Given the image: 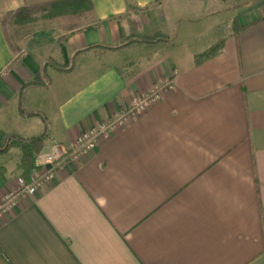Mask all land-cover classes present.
Returning a JSON list of instances; mask_svg holds the SVG:
<instances>
[{"label":"crops","instance_id":"crops-1","mask_svg":"<svg viewBox=\"0 0 264 264\" xmlns=\"http://www.w3.org/2000/svg\"><path fill=\"white\" fill-rule=\"evenodd\" d=\"M56 1L0 0V200L41 172L17 140L68 150L172 87L18 200L0 264H264V0H88L48 47L10 43L2 17Z\"/></svg>","mask_w":264,"mask_h":264},{"label":"built area","instance_id":"built-area-1","mask_svg":"<svg viewBox=\"0 0 264 264\" xmlns=\"http://www.w3.org/2000/svg\"><path fill=\"white\" fill-rule=\"evenodd\" d=\"M171 87V81L166 80L141 96L132 98L129 106L118 114L115 119L104 122L89 132L81 134L75 144L68 150H63L54 145L47 151H40L36 156V165L41 168V172L31 176L28 180L21 176L16 178L15 187L9 190L0 200V219L13 212L20 198L34 195L40 183L51 179L56 168L60 167L63 161L74 160L92 149L99 139L107 137L115 126L121 125L124 120L142 113L151 103L160 99L165 89Z\"/></svg>","mask_w":264,"mask_h":264},{"label":"rangeland","instance_id":"rangeland-1","mask_svg":"<svg viewBox=\"0 0 264 264\" xmlns=\"http://www.w3.org/2000/svg\"><path fill=\"white\" fill-rule=\"evenodd\" d=\"M71 19L65 6L44 7L6 15L2 17V25L10 43L33 45L38 49L48 47L50 42L58 38L64 24ZM72 22L69 24H79Z\"/></svg>","mask_w":264,"mask_h":264},{"label":"trees","instance_id":"trees-1","mask_svg":"<svg viewBox=\"0 0 264 264\" xmlns=\"http://www.w3.org/2000/svg\"><path fill=\"white\" fill-rule=\"evenodd\" d=\"M85 3H88L89 4L88 8H90V3L88 0H60V1L53 2L49 5L53 7L68 6L71 8V11H72L71 14H69V16L73 17L75 15L81 14L83 10H86ZM47 5L48 4H46V6ZM28 10H33V8L20 9L14 13H20V12L28 11ZM166 39L167 38L165 36L161 34H157V33H153L149 35L148 34L134 35V36H129L125 38L120 43L114 46L107 47V49H118V48L130 45L132 43H136V42L154 44L156 42H159L161 40H166ZM221 48H222V42L218 41L214 46L207 49L206 51L200 54H196L194 56V64L198 66L202 64L203 62L214 58L220 53ZM16 142L20 146L21 151H22L19 167L23 170V173L26 174L28 173L30 169L34 167L33 158L37 153H39L41 149V138H35L30 141H25V140L20 139V140H17Z\"/></svg>","mask_w":264,"mask_h":264}]
</instances>
